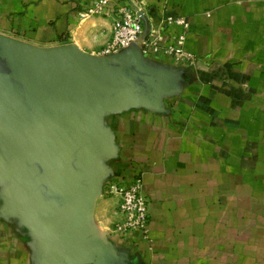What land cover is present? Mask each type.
Returning a JSON list of instances; mask_svg holds the SVG:
<instances>
[{
    "label": "crops",
    "instance_id": "crops-1",
    "mask_svg": "<svg viewBox=\"0 0 264 264\" xmlns=\"http://www.w3.org/2000/svg\"><path fill=\"white\" fill-rule=\"evenodd\" d=\"M94 1L0 0V34L99 52L111 20L78 16ZM133 1L163 44L183 32L163 19L188 23L184 51L194 64L146 58L179 78L161 111L128 107L99 119L113 148L102 159L109 180L141 174L148 239L139 231L109 235L108 224L122 216L101 194L91 224L105 234L116 264H264V0ZM91 37L98 47L85 41ZM12 187L0 181V264H37L39 237L21 210L5 213Z\"/></svg>",
    "mask_w": 264,
    "mask_h": 264
},
{
    "label": "water",
    "instance_id": "water-1",
    "mask_svg": "<svg viewBox=\"0 0 264 264\" xmlns=\"http://www.w3.org/2000/svg\"><path fill=\"white\" fill-rule=\"evenodd\" d=\"M178 81L134 47L92 56L0 34V181H13L5 213L21 210L39 237L37 264H116L91 224L110 176L102 159L113 155L99 119L128 107L161 111Z\"/></svg>",
    "mask_w": 264,
    "mask_h": 264
},
{
    "label": "built area",
    "instance_id": "built-area-1",
    "mask_svg": "<svg viewBox=\"0 0 264 264\" xmlns=\"http://www.w3.org/2000/svg\"><path fill=\"white\" fill-rule=\"evenodd\" d=\"M141 6L133 0H95L78 13L82 21L92 16L107 17L111 20L110 41L98 55H113L134 47L145 58L163 55L170 57L177 65H193L194 57L184 51L188 23L182 18L163 19V25L175 24L183 28L179 36L163 44L160 29H153L152 25H149ZM104 188L105 194L114 199L116 209L122 216L121 222L115 225L114 234L124 237L139 231L148 239L149 201L143 194L141 174L135 173L127 182H108Z\"/></svg>",
    "mask_w": 264,
    "mask_h": 264
},
{
    "label": "rangeland",
    "instance_id": "rangeland-1",
    "mask_svg": "<svg viewBox=\"0 0 264 264\" xmlns=\"http://www.w3.org/2000/svg\"><path fill=\"white\" fill-rule=\"evenodd\" d=\"M84 23V22H83ZM82 34V33H81ZM84 34V33H83ZM86 36V35H85ZM85 41L86 42H90V43H93L95 46L94 47H98V46H96V44H95V38L94 37H91V38H86L85 39ZM98 50H99V48H93V50L92 49H90L89 50V54H91L92 56H97L98 55ZM85 52V51H84ZM87 53V52H86ZM108 182H111V180H107L104 184H103V186L101 187V195H103V198H102V200L104 201V200H106V204L109 206V207H111V208H115V210H117L116 209V203H115V201H114V199H112L111 197H109L107 194H105V186H106V184L108 183ZM101 201V200H100ZM121 222V221H120ZM119 221H113L112 223H109L108 224V227H107V229L109 228V229H111V231L109 232V229L108 230H106V231H108L109 232V235H112V236H114V237H117L116 236V234H114V232H113V230H114V228H115V225L117 224V223H120Z\"/></svg>",
    "mask_w": 264,
    "mask_h": 264
}]
</instances>
